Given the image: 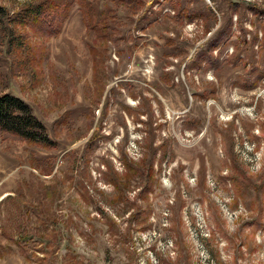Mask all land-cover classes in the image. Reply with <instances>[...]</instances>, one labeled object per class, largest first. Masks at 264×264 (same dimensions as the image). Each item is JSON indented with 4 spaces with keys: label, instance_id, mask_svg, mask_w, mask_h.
<instances>
[{
    "label": "rangeland",
    "instance_id": "1",
    "mask_svg": "<svg viewBox=\"0 0 264 264\" xmlns=\"http://www.w3.org/2000/svg\"><path fill=\"white\" fill-rule=\"evenodd\" d=\"M36 1L0 0V95L56 145L0 132V264H264V0Z\"/></svg>",
    "mask_w": 264,
    "mask_h": 264
},
{
    "label": "trees",
    "instance_id": "2",
    "mask_svg": "<svg viewBox=\"0 0 264 264\" xmlns=\"http://www.w3.org/2000/svg\"><path fill=\"white\" fill-rule=\"evenodd\" d=\"M74 2L80 5L82 19L85 24L89 26V28L101 30L102 28L98 26L100 14L95 10L92 4L86 0H38L36 2L22 3L17 12L18 18L16 20L19 24L27 25L32 28H35V24L37 23L39 27H43L46 32L51 19L55 27H58L59 24L61 25L63 19L68 15V9ZM206 8L207 11L200 10L199 14L186 11L185 15L189 20L195 17L206 18L209 13H213L209 5H206ZM5 9L6 8L3 6H0V10L5 11ZM177 12L179 15L183 14L181 10ZM49 27H51V25ZM225 27L226 29L229 28V24L227 23ZM222 30L223 27L222 29L216 30L210 38L195 47L191 55L185 59L184 66L186 71L189 72L190 70L198 68L202 62L212 60L213 50L222 42V37L224 36L221 34ZM204 31L206 33L210 30L207 27ZM19 37L20 36H16L15 38L20 39ZM0 132L16 136L29 144L44 147H53L56 145V142L48 135L46 126L36 116L31 106L10 93L0 95ZM146 176V180L150 181L149 179L151 177H149L148 171ZM115 187L118 191L116 184Z\"/></svg>",
    "mask_w": 264,
    "mask_h": 264
}]
</instances>
